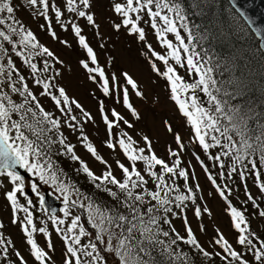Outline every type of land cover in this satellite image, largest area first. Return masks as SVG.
Wrapping results in <instances>:
<instances>
[{"label": "snow or ice", "instance_id": "obj_1", "mask_svg": "<svg viewBox=\"0 0 264 264\" xmlns=\"http://www.w3.org/2000/svg\"><path fill=\"white\" fill-rule=\"evenodd\" d=\"M25 4L34 10V14L46 20L51 10L56 20L60 21L66 10L76 18L86 19L89 25L98 27L94 14L89 11L92 0H60L59 5L50 0H25ZM16 9L13 0H0V188L11 185L4 196L12 209V223L20 224L30 255L37 264H54L51 256L54 249L47 228H38L34 223L30 208L35 205L31 199H27L25 192L28 181L17 169H23L32 181L38 180L52 187L62 200L64 207L60 211L63 218L57 216L53 209L49 219L65 245L63 264H194L193 255L185 252L181 245H186L192 254L203 258L205 264H214V258H219L223 264H264V239L252 230L245 214L247 208L240 209L233 204V189L227 184L217 183L202 161L200 163L207 179L224 201V211L236 232L232 242L220 229H216V236L209 241L213 249H218L213 252L203 246L186 216L182 217L184 234L173 223L178 215L175 209L183 213L186 202L195 204L196 193L201 191L198 183L195 190L189 185V172L180 167L178 152L169 149V155L176 157L170 165L155 154L147 136L143 137L145 147H139L138 141L126 131H121L117 136L114 129L121 125L130 129L134 125L113 109V119L103 115L108 132L106 147L114 152L118 148L128 164L116 160L114 169L98 153L83 129V124L94 122V118L76 100H70L65 89L54 82L60 74L58 71L45 75L53 68L47 59L40 62L42 66L35 62L36 57L42 56L58 63L60 61L16 17ZM113 10L122 17L121 24L114 25L117 30L123 25L130 33L138 34L141 41L145 40L141 21L150 24L154 30L166 52L157 53L151 45H148V49L152 57L166 68L162 73L155 63H152V68L168 81L170 98L190 125L194 141L221 169V178L231 180L236 174L244 181L245 175L251 173L255 176L261 195H264V176L260 171L264 168V127L253 131L249 126L251 117L248 111L220 98L221 89L211 75L213 69L207 67L195 51V37L187 26V17L179 0H124L123 3H115ZM236 11L240 18H245L243 11ZM48 27L50 34L56 38L55 33L51 32L50 22ZM71 27L94 66L82 62L83 67L94 74L90 75V79L95 81L99 77L104 94H116L117 102H122L132 117L139 119V113L130 102V90L127 87L130 86L135 96L143 99L144 94L137 82L127 72L123 73L127 86H121L115 75L107 77L104 68L98 64L96 53L81 35V28L75 23ZM181 29L187 33V43L181 35ZM169 34L174 36L175 42L168 38ZM14 57L19 59L22 67L28 69L27 75L21 71ZM170 60L180 68H185L192 82L185 81ZM34 87L39 89V94L33 90ZM223 94L232 95L228 92ZM39 97L50 99L60 117L46 110ZM72 105L80 110L83 120L72 114ZM101 112H104L103 105ZM165 123L168 131L172 132L171 126ZM64 127L80 133L78 140L86 151L105 166L101 174L97 175L77 155L75 146L66 142L67 137L62 131ZM175 140L183 151L184 145L178 134ZM211 149L219 151L213 155ZM55 156H67L77 163L79 167L75 171L85 175L93 188L104 195L97 199L81 191L63 173ZM141 163L144 165L143 170L137 166ZM116 169H119V176ZM192 178L195 179V176ZM177 179H183V191L176 184ZM30 188L43 207L45 200L38 184L31 182ZM19 196L27 199V206L19 203ZM245 196L246 200L242 204L251 202L257 210L254 214L264 218V209L247 189L246 183ZM72 209L82 211L83 222L82 215H73ZM18 212L24 213L22 220L17 218ZM205 213L211 216L207 207L203 210L200 206L195 207L197 219ZM65 218L70 220L66 222ZM3 228L4 225L0 223V229ZM200 231H205L203 225ZM37 233L45 238L46 247L38 243ZM237 245L241 250L237 249ZM10 254L17 258L18 264H28L14 242L0 232V257L4 258L5 264H13L8 259Z\"/></svg>", "mask_w": 264, "mask_h": 264}, {"label": "rangeland", "instance_id": "obj_2", "mask_svg": "<svg viewBox=\"0 0 264 264\" xmlns=\"http://www.w3.org/2000/svg\"><path fill=\"white\" fill-rule=\"evenodd\" d=\"M50 2L57 5L60 4V0H50ZM122 2L123 0H92V7L89 11L94 14L96 25H98V27H96L89 25L86 19L74 17L72 14L67 13L66 10H64V15L60 21L56 20L51 10L48 12V19L46 20L43 16L34 14V10L21 0H13V3L17 5L16 17L22 21L27 29L33 32L38 42L44 47H47L57 60L60 61L59 63L54 61L55 68L58 69L60 73L55 83L59 87L65 89L70 100H76L82 108L94 118V122L83 124L84 134L89 137L90 142L97 148L98 153L112 164L114 169L116 160H120L126 165L128 161L122 157L118 149L114 152L106 147L105 141L108 139V132L103 120V115H108L109 119H113L111 117V111L113 109L134 125V127L130 129L123 125L116 129L118 131L128 132L134 140L138 141L139 147H145L143 137L147 136L152 142V149L155 154L159 158L167 161L170 165L176 157L169 155V149L179 153L180 165L189 172V181L193 190H195L197 183L200 185L201 191L196 193L198 206H200L202 210L207 207L211 212V216L205 213L200 219H197L194 214L196 206L193 204L191 207L185 208L183 213L177 212L178 215L173 219V223L177 230L180 231L181 234H184L182 217L186 216L190 226L203 246L210 252L216 251L218 249H213L209 243V241L216 236V229H220L225 234L226 238L232 242L235 240L236 232L231 227L230 218L224 211V201L216 193L213 185L207 179V175L204 174L196 160L197 156H204V159L209 160V156L203 151L199 144L194 141L190 125L187 124L186 118L178 111L177 107L171 101L166 86L152 74L149 64L152 57L144 42L141 41L136 34L130 33L129 29L123 25H121L119 30L115 28V24H121L122 17L114 12L113 5ZM49 22L51 24V32L55 33L56 38H53L50 34L48 27ZM72 23L77 24L81 28V35L85 37L89 46L96 53L98 64L104 68L107 77L110 78L115 75L119 78L118 83L121 86H127L124 84L123 78V73L127 72L137 82L139 89L144 94L143 99L136 97L134 92L131 91L130 86L127 87H129L130 90V101L139 113V119L132 117L131 113L123 106L122 102H117L116 94H110L108 96L104 94L102 82H100L98 77L95 81L90 79V75L94 74H90L83 67L82 62L89 63V66H94L91 65L88 57L82 52L79 40L72 30ZM141 25L142 21L140 23V26ZM143 29L145 31L146 45H151L153 50L156 51L157 46L152 38L151 28L149 25H146ZM157 53H160V51H157ZM17 65L19 66L18 63ZM21 71L26 75L25 71L27 70L25 68L21 67ZM29 83L31 85V82ZM33 90L39 94V90L35 87ZM39 98L46 110L60 117V113L55 109L51 101L48 99L45 101L42 97ZM101 105H103V113L101 112ZM72 114L77 116L78 119L83 120L82 113L79 109H76L74 105H72ZM165 122L171 126L172 132L168 131ZM116 129L113 131L118 133ZM62 131L64 134L69 135L68 141L75 146L77 155L87 162L89 167L97 175L101 174L105 170V166L96 161L91 154L83 148L82 143L78 140L80 133L67 127L62 128ZM177 134L181 137V142L184 145L183 151L180 150V147L176 143L175 136ZM137 166L138 168L141 167L139 164ZM215 168L216 166L213 165V170H215ZM213 170L211 169L210 173L216 178L217 183L223 185L220 176H215V171ZM116 174L117 176L120 175L119 169H116ZM193 175L195 179L192 178ZM262 176H264V173H262ZM31 182H36L38 184L41 195L43 189L47 190L50 195L56 200H59L63 205L61 198L58 197V194L52 187L40 183L38 180L28 181L25 190H30L35 200H39V198L31 191ZM224 184L228 185L227 182H224ZM246 185L253 197L256 198L257 203L260 204L261 209H264V195H261L257 183L251 179V182H247ZM229 187L233 189L231 197L233 204L240 209L247 208L245 214L250 220L252 230L255 231L261 239H264V218L254 214L257 210L252 207L251 202L242 204V202L246 200L245 184L233 182ZM10 188L11 185L0 188V223L4 225V228L0 229V231L14 242L16 249L22 253L28 261V264H35L32 261L31 255L28 254L20 224L12 223V209L4 196V192L10 190ZM26 202L24 196H19V203L21 205ZM63 207L64 205L62 208ZM30 211L33 212V219L36 226L38 228L46 227L50 234L54 249L51 253L54 264H63L65 245L61 237L55 231L56 226L51 223L48 215L42 213L35 215L34 210ZM73 211L78 213L77 215H82L81 210L72 209V212ZM23 216L24 213H17L18 219L22 220ZM57 216L63 218V213L61 212ZM65 219L66 222L70 220V218ZM83 219L82 215V222ZM201 225H203L205 231H200ZM36 239L42 247H46V240L41 234L37 233ZM236 247L238 250H241L238 245ZM185 249L190 255H193L195 264H205L203 258L192 254L186 245ZM249 259L251 258L249 257ZM208 264H212V262H208ZM214 264H223V261H220L219 258H214Z\"/></svg>", "mask_w": 264, "mask_h": 264}, {"label": "trees", "instance_id": "obj_3", "mask_svg": "<svg viewBox=\"0 0 264 264\" xmlns=\"http://www.w3.org/2000/svg\"><path fill=\"white\" fill-rule=\"evenodd\" d=\"M21 1L25 4V0ZM179 2L184 8V12L187 17V26L195 37L193 41L195 45V51L199 53L200 57L203 58V62L206 63V66L213 69L211 75L217 81V87L221 89L220 98L223 100H227L231 105H238L241 106L242 109L247 110L248 114L251 117V119L249 120V126L253 131H257L261 127H264V58L260 53L257 42L255 41L253 36L247 30L239 17H237L236 14L230 9L225 0H179ZM53 15L55 16L54 12ZM146 25H149L150 27V24L144 23L142 21L141 27H144ZM151 31L152 38L155 41V45L157 46L156 52L160 51V54H165L166 49L161 47L152 28ZM136 35L138 36V34ZM181 35L185 37V42L187 43V33L183 29H181ZM168 38L172 39L173 42H175V38L171 34H169ZM143 42L148 49L146 41L143 40ZM81 49L82 52H84L85 56H87L86 50L84 48ZM14 59L16 63L21 66L19 59L15 57ZM44 59H47L49 64L53 65L50 73H47L45 75L54 74L56 71H58V69L55 68L54 60L50 57H36L35 62L38 63V66H42L40 62ZM169 62L173 64L178 74L183 77L185 81L192 82V78L189 77L185 68H180L171 60ZM152 63L156 64L161 73L165 71L166 66L162 62L155 60L154 57L150 59L149 64L152 74L156 79L163 82L170 94L168 81L162 75H159L156 71L153 70ZM25 69L28 71L27 68ZM27 71H25L26 75L28 74ZM57 79L58 76L55 77L54 82H56ZM29 82H31V78H29ZM36 89L39 90L38 88ZM224 92H228L232 95H224ZM200 95L203 98L202 94ZM42 98L45 101L46 99H48L45 97ZM48 100L51 101L50 99ZM171 101L178 109L176 103L172 99ZM116 131L118 132H115L116 135L119 136L121 131H118L117 129ZM64 135L67 137L66 142L70 143L68 141L69 135ZM218 151L219 149L210 150L213 155H215ZM122 157L126 159L123 154ZM197 157L196 160L203 170L204 168L201 166V161L204 165L207 166L209 172L211 171V169L213 170V165H215L216 168L213 171H215V176L219 175L221 169L217 166L215 161L210 158L209 160H206L204 159V156L199 157L198 160ZM54 158L58 162L59 167L63 170V173L66 174V176L70 178V180L74 182L81 189V191L91 194L97 199L104 195L97 192L93 188L92 184L88 181L85 175L75 171V169H77L79 165L75 162H72L69 157L55 156ZM245 163H247V161H245ZM257 163L259 164L258 158ZM139 165L141 166L140 169L143 170L144 165L142 163ZM180 167L183 168L182 165H180ZM223 171L227 172V169H224ZM260 171L261 173H264V168H261ZM251 179L256 182L255 176L251 173H247L245 175L244 181H241L240 176L236 174H233L231 180L227 179V177L222 179L220 176L221 182L223 184L224 182H227L228 186L232 185L233 182L245 184L247 182H251ZM188 183L191 186L190 181ZM176 184L179 185L181 191H183V179H177ZM104 198L107 199L106 196H104ZM27 199H33L32 201L35 207L30 208V210H34L35 215H39L40 213L44 214L41 210V206L39 205V200H35L33 197ZM27 199L25 198L26 201ZM186 203V208L193 205L191 202ZM25 204H27V202L23 203L22 205L27 206ZM195 206H198L197 200ZM175 211L180 212V209H175ZM73 214L77 215L78 213L73 211ZM165 228H167V226H165ZM23 239L25 245L27 246L24 237ZM181 247L185 252H188L185 249V245H181ZM28 254H30L29 250ZM8 259L9 261H12L13 264H18L17 258L14 255L10 254ZM32 261L37 264L33 257ZM0 264H5L3 257H0Z\"/></svg>", "mask_w": 264, "mask_h": 264}, {"label": "water", "instance_id": "obj_4", "mask_svg": "<svg viewBox=\"0 0 264 264\" xmlns=\"http://www.w3.org/2000/svg\"><path fill=\"white\" fill-rule=\"evenodd\" d=\"M225 2L237 16L236 9L246 14L245 18L238 17L257 42L258 49L264 58V35H262L264 34V0H225ZM17 171L29 179L23 169H17ZM25 192L28 197H31L28 190ZM43 196L45 200L43 208L50 214L53 209L58 213L60 203L52 199L46 192H43Z\"/></svg>", "mask_w": 264, "mask_h": 264}]
</instances>
